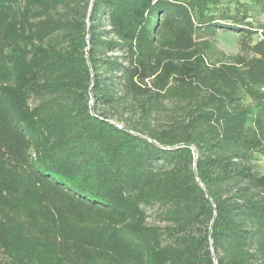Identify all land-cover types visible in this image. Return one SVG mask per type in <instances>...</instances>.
Segmentation results:
<instances>
[{"label":"trees","instance_id":"trees-1","mask_svg":"<svg viewBox=\"0 0 264 264\" xmlns=\"http://www.w3.org/2000/svg\"><path fill=\"white\" fill-rule=\"evenodd\" d=\"M250 11L0 0V264H264V200L229 195L264 187L247 162L264 155V21ZM218 29L242 53L219 50ZM162 99L184 102V120L148 137L102 111L149 116ZM153 202L169 226L147 223Z\"/></svg>","mask_w":264,"mask_h":264},{"label":"rangeland","instance_id":"rangeland-1","mask_svg":"<svg viewBox=\"0 0 264 264\" xmlns=\"http://www.w3.org/2000/svg\"><path fill=\"white\" fill-rule=\"evenodd\" d=\"M241 2H247L250 6V14L252 16L250 19L251 22L257 24L258 22L264 21V14L260 11L259 7L250 4L249 0H241ZM226 5L227 2H225L224 6ZM60 11L62 12V10ZM215 39L217 48L225 52L227 55H237L242 53L240 47L241 34L239 32L218 29ZM258 39H260L259 34L254 36L255 42ZM30 102L31 104H35L37 101L36 99H31ZM116 106L118 107L117 110L105 106L102 108V111L109 115V118L113 123H116L121 127H129L133 129L134 132L141 131L145 137L149 136V131L145 128L146 125H149V128L166 130L173 126V123L182 122L185 116V110H183L185 103L176 100L162 99L158 104L157 109L149 116H142L141 110L138 106L132 107V104L126 102ZM152 142L155 143V141ZM247 162L251 165L255 176L260 177L264 175L263 154L258 152L252 153L248 156ZM161 164V162L157 163L155 168H159ZM232 186L233 191L229 194L230 196H238L235 194L240 188H248L249 193L254 194L258 199L264 200V187L255 186L245 180L235 185L233 183ZM141 207L146 213L147 223L149 225L163 228L170 225L163 220V214L167 210L168 206L159 202H153L148 205L142 204ZM192 231H194L195 234H199L200 232L197 229ZM172 242V237L165 236L163 238L164 245Z\"/></svg>","mask_w":264,"mask_h":264},{"label":"water","instance_id":"water-1","mask_svg":"<svg viewBox=\"0 0 264 264\" xmlns=\"http://www.w3.org/2000/svg\"><path fill=\"white\" fill-rule=\"evenodd\" d=\"M89 30H90V28H89ZM216 263H217V261H216Z\"/></svg>","mask_w":264,"mask_h":264}]
</instances>
